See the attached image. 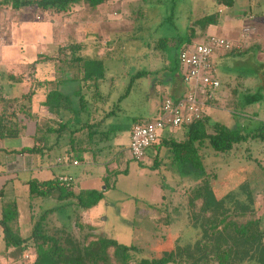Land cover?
I'll return each instance as SVG.
<instances>
[{"label": "rangeland", "instance_id": "374dc122", "mask_svg": "<svg viewBox=\"0 0 264 264\" xmlns=\"http://www.w3.org/2000/svg\"><path fill=\"white\" fill-rule=\"evenodd\" d=\"M114 2L110 5L116 10L108 9L107 4L95 11L86 3L78 2L69 14L42 13L32 6L19 10L7 7L8 12L4 14L0 11V80L4 79L6 87L8 83L15 86L14 95L37 91L39 72L36 65L46 67L47 64L41 59L45 54L41 53L55 54L58 46L66 43L83 44L82 52L89 67L93 66L94 60H99L98 57L103 58L100 60L105 67V78L100 86L103 93L112 94L111 109H118L114 116L107 119L109 124L118 126L115 133L111 139L99 145L102 149L96 150L99 142L91 146L93 151L90 152L87 149L76 152L80 150L75 149L76 156L80 154L79 165L71 163L68 167L69 164H60L59 158H68L69 152L57 148L49 158L53 167L32 172L39 179L71 173L76 180V193L85 188L105 189L110 185L109 189H105V197L99 205L87 212L86 218L84 215V220H92L105 236L125 244L135 243L143 248L144 254L150 256H168L172 254L173 245L189 246L197 256L196 243L199 240L208 242L203 237L204 222L209 223L207 220L216 216L211 209L202 210V199L190 203L203 174L192 166L175 161L166 147L161 149L155 169L152 168L155 156L144 157L143 164L132 160L127 150L130 127L135 118L150 116L152 96L149 88L166 74L163 70L166 65L176 66L175 54L181 49L176 41L180 36H187L191 25L195 29V42H203L204 37L214 33L236 45L235 53L228 52L216 69L221 86L215 93L214 105L208 106L209 114L231 127L253 124L256 122L254 118L264 121V0H235L232 7L219 4L216 0ZM142 11H145V15L140 14ZM100 13L105 19L99 17ZM208 15L213 16L217 23L204 25L198 21ZM95 24L97 28L93 31L98 36L87 38V27ZM163 39L168 40L163 43ZM99 53H103L102 57ZM143 70L155 73L137 79L135 75ZM58 76L66 81V77H72V73L62 71ZM80 85L69 80L61 88L69 93ZM127 89H130L129 94L120 98ZM259 94V102L248 103L251 96ZM22 121L24 118L21 124ZM68 134L61 142L72 145ZM182 134L176 133L178 137ZM83 139V144L87 145V135ZM7 141L0 138V143L6 146L9 145ZM97 141L94 139V142ZM116 154L119 159L111 163ZM88 156L95 163L87 167ZM15 157L12 168H23L27 164L28 160ZM204 164L206 172L213 176L212 185L217 198L225 200L230 212H240L242 208L239 206L245 205L252 209L256 217H262L264 224V143L252 140L226 155L217 154L210 147L205 148ZM113 167H127L128 173L118 172L117 176L107 180L110 174H106ZM30 175L31 172L22 171L20 177L23 181L17 180L13 191L5 196V199L17 197L22 235L28 236L32 230L33 212L37 217L46 208L62 204V209L49 214L47 226L51 230H72L78 211L75 198L59 201L52 197L43 206L36 198L32 211L24 183ZM113 181H116L115 188L112 187ZM1 237L0 230V264H33V243H29L23 253L16 254L14 248L5 247ZM213 263L217 264V261L213 259ZM239 264L260 263L245 260Z\"/></svg>", "mask_w": 264, "mask_h": 264}, {"label": "trees", "instance_id": "16d2710c", "mask_svg": "<svg viewBox=\"0 0 264 264\" xmlns=\"http://www.w3.org/2000/svg\"><path fill=\"white\" fill-rule=\"evenodd\" d=\"M113 1L0 0V11L4 14L8 12L7 7L19 10L25 6H32L37 7L42 13L69 14L78 2L86 3L91 10L95 11L107 4H109L108 9L112 8L113 5L110 4ZM115 1L118 2V0ZM216 1L228 7H232L235 4V0ZM112 9L116 10L117 8L113 7ZM140 14L145 15V11H142ZM99 17L105 19L102 13H100ZM198 21L204 25L217 23L216 19H213V16L209 15ZM193 22L195 23V21ZM193 26L189 27L187 36H180L177 39L176 43L180 45V51L188 44L195 43V40H193L195 32ZM95 28H97L96 24L92 27H87V38L98 36L97 32L93 31ZM207 37H204L202 41H206ZM167 40L163 39L162 41L164 43ZM172 41L174 42V40ZM234 49L219 53H235ZM82 50L83 44L81 42L66 43L60 47L58 46L55 54L42 56L41 59L46 62H53L57 73L70 71L75 81L85 82L86 86L88 81L100 83L105 78V67L101 64L102 60H94L93 66L89 67L87 58L84 56ZM174 60L187 91L188 84L185 80L184 65L180 59L179 51L176 52ZM214 69H217L215 62ZM147 74L148 72L143 70L135 76L139 79ZM43 83L49 85L46 86V100L43 102V106L48 108L52 117L43 121V123H37L33 145L13 149L11 152L32 155H40L46 152L44 150H47L48 137L51 134H56L58 139L63 136L68 128V123L62 119V112L71 110L73 102H76L77 99L79 100L80 108L87 112V95L83 91L84 86L75 92L74 97L62 90L61 85L64 83V79L60 80L57 77L55 81L39 80V86ZM129 90L127 89L126 92L121 94L120 98L128 95ZM36 92L35 90H30L22 95L11 97L0 96V138H17L20 136L23 128L21 124L22 118L29 119L34 117L33 97ZM158 94L161 104L157 114L147 118H135L130 131V142L131 132L136 125H148L155 123L160 118L163 119V116L166 114L163 110L165 100L168 98L178 99L182 96L166 97V95L159 92ZM259 96L260 94L251 96L248 103L259 102L261 98ZM103 97L109 98L110 95L107 94ZM206 101L208 102V106L214 105L215 98H209ZM116 110L118 109L116 108ZM111 114H114V112L108 111L106 116H111ZM105 118L104 116V118L96 119V116L92 115L91 119L85 122V125L71 130V133H69L71 144L78 145L80 143L81 134L79 138L76 137L77 135L74 136V134L85 128V130L88 128L87 138L92 141V145L94 139L99 141L111 139V135L115 133L114 130L99 129L103 125ZM254 121L256 122L253 124L251 122L246 126L245 124H240L231 127L214 119L209 114L208 107H205L200 118L196 117L191 123L173 126L171 115L166 114V126L159 131L157 140L146 149L145 157L149 155L155 156V162L152 165L153 169L157 168L161 149L166 147L173 154L175 161L192 166L194 170L203 174V179L197 183L194 189V195L191 197L190 203L194 204L196 200L202 199V210L211 209L216 213V216L214 219L209 218L207 220L209 223L204 222L203 237L208 242L199 240L196 243V249L199 252L197 256L193 254L191 247H182L180 245H173L171 247L173 256L171 253L168 256H150L144 254L143 248L135 243L125 244L115 238L105 236L92 220L88 222L84 220V213L99 205L105 197V189H109L110 185L106 186L105 189L85 188L76 193L74 189L76 180L70 174L67 176H71L72 180L68 182H63L59 176L43 180L31 177L25 182V185L32 211L33 200L36 198L42 202L40 206H43L44 202L52 197L57 198L59 201H68L71 198H75L74 203L78 211L74 217V228L68 231L67 229L51 230L48 228V224L46 223L47 217L49 214L62 209L64 207V204H62L46 208L37 217L33 212L31 216L33 221L32 230L28 236H23L20 226L21 211L19 202L16 198L5 199L7 189L6 185H3L0 187V230L2 242L7 249L14 248L16 254L23 253L29 247V243H33L35 250L33 264H180L183 261L188 262V264H214L213 259L217 261V264H239V262L245 260H256L260 264H264V224L262 217H256L252 209L245 205L239 206L242 208L240 212H230V208L225 205V200L217 198L212 185L213 176L206 172L204 164L205 148L210 147L215 153L226 155L236 150L238 146L250 143L252 140L264 143V121L259 118H254ZM177 132H182V136L178 137L176 135ZM130 142L127 147L129 153ZM115 156L117 157V154ZM116 157H114L111 163L119 159V157ZM61 159H63L61 162L66 164L74 162L73 158L70 159V157ZM132 160L136 159L132 157ZM136 161L143 164V160ZM61 162L59 163L61 164ZM109 171L111 173L108 172L106 174H110L107 180L111 179L110 177L117 176L118 172L128 173V168L118 169L113 167ZM112 187H116V181L112 182ZM218 212L220 214H217Z\"/></svg>", "mask_w": 264, "mask_h": 264}, {"label": "crops", "instance_id": "0c3cea01", "mask_svg": "<svg viewBox=\"0 0 264 264\" xmlns=\"http://www.w3.org/2000/svg\"><path fill=\"white\" fill-rule=\"evenodd\" d=\"M211 34H214V33H211ZM211 34H209V35H211ZM41 54L48 55V53H45V52L41 53ZM102 54L103 53H99L98 55L102 57ZM226 56H228V55L223 54V53H219V52H217L214 55L213 60L216 63V68L218 67L219 62H221ZM216 58H217V60H216ZM98 59L100 60L103 58L98 57ZM42 63L44 64V62H42ZM52 63L47 61L46 67L44 65H41V66L36 65L37 71L39 72L38 78L40 81H45V80H54L55 81L57 79V77H59L58 73L55 69V65ZM47 65H49V66H47ZM166 66L167 67H165L163 69L166 71L165 72L166 74L164 76H162L161 78H159L158 80H156L155 82H153V86H151V88H149V90L151 92V96H152V98H150L151 99V105L149 107V113H150L149 117L156 115L159 108H160L161 102L159 100L158 92L160 94L166 95V97H169V96L179 97L186 92V87L182 81L180 71L178 70L177 64L174 67H171L170 65H166ZM144 71L148 72L147 76L148 75L150 76L151 74L155 73V72L149 71V70H144ZM38 72H37V74H38ZM158 72H159V70H158ZM41 73L43 75H41ZM69 80H72L74 82H77L78 84H81L80 87L78 89H76L75 91H73V92L71 91L69 93L64 91V89H62V90L65 93L74 96L75 92L84 86L83 91L87 95V112L82 110V108H80V103H79L78 99L76 100V102H73L71 110H66V111L62 112V114H61L62 119L68 123V128L64 132L63 136H61L58 139H57L56 134H51L50 139L48 137L47 150L46 149L44 150L46 152H44L40 155L11 152V150H13V149H20L24 146L33 145L35 142L34 135H35L37 123H43V121H46L47 119L52 117L48 108L43 106V102L46 100V93H47L46 86H49V85H47L46 83H43L40 86H38L37 93L33 99L34 117L29 118V119L25 118L24 121H22L23 122V124H22L23 128H22V131H21V134L19 137H17V138H6L8 140L7 143H9L8 146L0 143V184H2V186L6 185L5 186L7 189L6 193L10 194V192L13 191V188H15V186H16L15 182L17 180L23 181V179H21V177H20V173L22 171L31 172L30 177L27 178V180H29L31 177L38 178L37 176L34 175L35 172L33 174L32 171L39 172L38 169H43L42 171H44L47 168L53 167L52 160H50L49 158L51 156L50 154L52 152H54L57 148H62V149L64 148L65 152H69V154L71 155V156L69 155L70 159L71 158H73V160L77 159L78 160L77 165L81 164L80 158H78V156L80 154L76 156L75 149L80 150V151H76V152H81V150H84V149H87V151H89V152L93 151V148H91V146H93L91 144L92 141L89 138H87V145L83 144L84 143L83 137H85L86 135L88 136V133L86 132V131H88V128H87V130H85L86 129L85 128L82 131L76 132L75 135L78 136V134H81V137H82L79 140L80 143L77 146H74L73 144L69 145V143H67V142L63 143V142H61V139L64 138L66 133H71V130H75V129L80 128L81 126L85 125V122L89 121V119H91L92 115H95L96 119L104 118V116L106 117L103 125L99 128L101 130H115L118 127V126H116V124H109L107 122V119L111 116H114L115 112L117 110H116V108L111 109V96H112V94L109 93V95H110L109 98L103 97L107 94L103 93L101 91V86H100L101 82L100 83H94V81H88L87 86H86L85 82H83L84 83L83 84L81 82L75 81L72 77H66V81H64V84H66ZM8 84H9V86L6 87V83H4V79L0 80V96H6V95L15 96L14 95L15 86H13L11 83H8ZM16 95H17V93H16ZM108 111H113L114 114H111V116H109V115L106 116V113ZM89 112L92 115H90ZM66 116H68V118ZM131 126H133V125H131ZM131 129H132V127H130V131H131ZM102 142H103L102 140H100L99 143H98V141L97 142L93 141V144L98 143L96 150L102 149V147H99V145ZM15 156H18L19 158H22L26 161L28 160L27 164L25 166H23V168H20V167L16 168V169L12 168L11 163L13 161H15V159H16ZM83 157H81V158H83ZM85 162H86V160H85ZM92 163H95L94 160H91L90 156H88L87 157V167L89 165H91ZM33 165L35 166L34 170H33ZM70 166H71V164L68 165V167H70ZM70 175H72V174L70 173ZM53 178H55V177H53ZM47 179H50V178H47ZM27 180H25V182ZM41 180H43V179H41ZM9 198H17V197L13 196V197H9ZM84 215L86 218L87 211H85ZM85 221L87 222V219H85Z\"/></svg>", "mask_w": 264, "mask_h": 264}, {"label": "built area", "instance_id": "2783aa9c", "mask_svg": "<svg viewBox=\"0 0 264 264\" xmlns=\"http://www.w3.org/2000/svg\"><path fill=\"white\" fill-rule=\"evenodd\" d=\"M235 46L233 41L213 34L206 41L188 44L180 51L188 90L180 98H168L163 104L165 113L171 115L173 126L191 123L196 117L200 118L203 109L208 107L206 99L216 98L215 93L221 82L214 69L213 57L217 52L228 51ZM166 114L155 123L136 125L133 128L130 153L134 159H144L147 147L157 140L159 131L166 126ZM62 160L59 158L58 161ZM73 163L77 164L78 161L74 160ZM59 178L63 182L72 180L71 176L64 174Z\"/></svg>", "mask_w": 264, "mask_h": 264}]
</instances>
